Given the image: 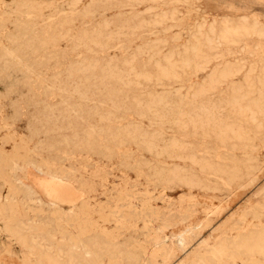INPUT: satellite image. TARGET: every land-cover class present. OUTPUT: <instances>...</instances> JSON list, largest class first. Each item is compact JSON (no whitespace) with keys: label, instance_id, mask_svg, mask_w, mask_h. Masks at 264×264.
I'll return each instance as SVG.
<instances>
[{"label":"rangeland","instance_id":"1","mask_svg":"<svg viewBox=\"0 0 264 264\" xmlns=\"http://www.w3.org/2000/svg\"><path fill=\"white\" fill-rule=\"evenodd\" d=\"M263 86L264 0H0V264H264Z\"/></svg>","mask_w":264,"mask_h":264},{"label":"bare ground","instance_id":"2","mask_svg":"<svg viewBox=\"0 0 264 264\" xmlns=\"http://www.w3.org/2000/svg\"><path fill=\"white\" fill-rule=\"evenodd\" d=\"M170 15H171V14H170ZM173 16H174V15H173ZM166 17H167V16H166ZM255 22H256V21H255ZM226 23H227V22H226ZM226 23H225V25H226ZM253 23H254V22H253ZM245 24H246V23H245ZM246 25H247V24H246ZM251 25H252V24H251ZM238 26H239V25H238ZM259 26H260V25H259ZM246 27H247V26H246ZM248 27H249V26H248ZM251 27H252V26H251ZM224 28H225V27H224ZM210 29H211V27H210ZM242 29H243V28H242ZM223 30H224V29H223ZM228 30H229V29H228ZM235 30H236V29H235ZM238 30H239V29H238ZM240 30H241V29H240ZM255 30H256V29H255ZM257 30H258V29H257ZM220 31H221V30H220ZM223 32H224V31H223ZM239 32H240V31H239ZM251 32H253V31H251ZM259 32H260V31H259ZM219 33H220V32H219ZM226 33H227V31H226ZM230 33H231V31H230ZM235 33H236V32H235ZM223 34H224V33H223ZM228 34H229V33H228ZM240 34H241V33H240ZM247 34H248V33H247ZM253 34H254V33H253ZM217 35H218V34H217ZM237 35H238V34H237ZM219 36H220V35H219ZM224 36H225V35H224ZM231 36H233V35H231ZM260 36H261V35H260ZM206 37H207V36H206ZM200 38H201V37H200ZM208 38H209V37H208ZM237 38H238V37H237ZM211 40H212V39H211ZM220 40H221V39H220ZM222 40H224V39H222ZM225 40H226V39H225ZM229 40H230V39H229ZM232 40H233V39H232ZM232 40H231V41H232ZM196 41H197V40H196ZM205 41H206V40H205ZM233 41H234V40H233ZM198 42H199V41H198ZM206 43H207V42H206ZM2 44H3V43H2ZM189 45H190V44H189ZM195 45H196V44H195ZM209 45H210V44H209ZM212 45H213V44H212ZM216 46H217V45H216ZM190 47H191V45H190ZM211 47H212V46H211ZM211 47H210V48H211ZM193 49H194V48H193ZM186 52H187V51H186ZM199 53H200V52H199ZM250 53H251V52H250ZM195 54H196V53H195ZM167 56H168V55H167ZM218 56H219V55H218ZM194 58H195V57H194ZM132 59H133V58H132ZM165 59H166V58H165ZM168 59H169V58H168ZM201 59H202V58H201ZM206 59H207V58H206ZM220 59H221V58H220ZM181 60H182V58H181ZM193 60H194V59H193ZM129 61H130V60H129ZM165 62H166V61H165ZM177 62H178V61H177ZM177 62H176V63H177ZM180 62H182V61H180ZM187 62H188V61H187ZM205 62H207V61H205ZM125 63H126V62H125ZM188 63H189V62H188ZM129 64H130V63H129ZM178 64H179V63H178ZM184 64H185V62H184ZM130 65H131V64H130ZM180 65H181V64H180ZM180 65H179V66H180ZM199 65H200V64H199ZM250 65H252V64H250ZM127 66H128V64H127ZM159 66H160V65H159ZM164 66H165V65H164ZM189 66H190V65H189ZM203 66H204V65H203ZM213 66H214V65H213ZM213 66H212V67H213ZM216 66H217V65H216ZM169 67H170V65H169ZM193 67H194V66H193ZM223 67H224V66H223ZM159 68H160V67H159ZM194 68H195V67H194ZM249 68H250V67H249ZM176 69H177V68H176ZM176 69H175V70H176ZM204 69H205V68H204ZM229 69H230V68H229ZM231 69H232V68H231ZM236 69H237V68H236ZM241 69H242V68H241ZM261 69H262V68H261ZM127 70H128V69H127ZM129 70H130V69H129ZM201 70H202V69H201ZM219 70H221V69H219ZM131 71H132V70H131ZM171 71H172V70H171ZM134 72H135V71H134ZM163 72H164V71H163ZM172 72H173V71H172ZM220 72H221V71H220ZM222 72H223V71H222ZM106 73H107V72H106ZM160 73H161V71H160ZM168 73H169V72H168ZM170 73H171V72H170ZM211 73H212V72H211ZM224 73H225V71H224ZM258 73H259V72H258ZM261 73H262V71H261ZM112 74H113V73H112ZM128 74H129V73H128ZM172 74H173V73H172ZM172 74H171V75H172ZM174 74H175V73H174ZM209 74H210V73H209ZM171 75H170V76H171ZM220 75H222V73H221ZM226 75H227V74H226ZM244 75H245V74H244ZM117 76H118V75H117ZM117 76H116V77H117ZM119 76H120V75H119ZM157 76H158V75H157ZM162 76H163V74H162ZM164 76H166V75H164ZM167 76H168V74H167ZM205 76H206V75H205ZM222 76H223V75H222ZM220 77H221V76H220ZM220 77H219V78H220ZM223 77H225V75H224ZM230 77H231V75H230ZM232 77H233V76H232ZM162 78H163V77H162ZM211 78H212V77H211ZM216 78H217V77H216ZM228 78H229V77H228ZM157 79H158V78H157ZM258 79H259V78H258ZM209 80H210V79H209ZM209 80H208V81H209ZM221 80H222V79H221ZM244 80H245V79H244ZM244 80H243V81H244ZM252 80H253V79H252ZM158 81H159V80H158ZM208 81H207V82H208ZM213 81H215V80H213ZM211 82H212V81H211ZM229 82H232V81H229ZM235 82H236V81H235ZM160 83H162V82H160ZM224 83H225V82H224ZM233 83H234V82H233ZM237 83H238V82H237ZM155 84H156V83H155ZM202 84H203V83H202ZM202 84H201V85H202ZM206 84H207V83H206ZM214 84H215V83H214ZM218 84H219V83H218ZM228 84H229V83H228ZM231 84H232V83H231ZM239 84H240V83H239ZM259 84H260V83H259ZM207 85H208V84H207ZM238 86H239V85H238ZM208 87H209V86H208ZM211 87H212V86H211ZM215 87H216V86H215ZM226 87H227V86H226ZM228 87H229V86H228ZM250 87H251V86H250ZM250 87H249V88H250ZM238 88H240V87H238ZM263 88H264V86H263ZM206 89H207V88H206ZM208 89H209V88H208ZM261 89H262V88H261ZM261 89H260V90H261ZM201 90L203 91L204 89L201 88ZM201 90H199V91H201ZM209 90H210V89H209ZM228 90H229V89H228ZM212 91H214V90H212ZM233 91H234V90H233ZM239 91H240V90H239ZM258 92H259V91H258ZM260 92H261V91H260ZM263 92H264V91H263ZM204 93H205V92H204ZM204 93H203V95H204ZM226 93H227V92H226ZM234 93H235V92H234ZM261 93H262V92H261ZM223 94H224V93H223ZM239 94H240V93H239ZM242 94H243V93H242ZM236 95H237V94H236ZM204 96H205V95H204ZM158 97H159V96H158ZM160 97H161V96H160ZM192 97H193V96H192ZM238 97H239V96H238ZM242 97H243V96H242ZM249 97H250V95H249ZM255 97H256V96H255ZM263 97H264V96H263ZM153 98H154V97H153ZM190 98H191V97H190ZM207 98H208V97H207ZM193 99H194V98H193ZM220 99H221V98H220ZM237 99H238V98H237ZM243 99H244V98H243ZM256 99H257V98H256ZM153 100H154V99H153ZM226 100H227V99H226ZM231 100H232V99H231ZM235 100H236V99H235ZM251 100H252V98H251ZM160 101H161V100H160ZM233 101H234V100H233ZM239 101H240V100H239ZM256 101H257V100H256ZM258 101H259V100H258ZM157 102H158V101H157ZM226 102H227V101H226ZM243 102H244V101H243ZM159 103H160V102H159ZM161 103H162V101H161ZM208 103H209V102H208ZM217 103H218V102H217ZM262 103H263V102H262ZM156 104H157V103H156ZM228 104H229V103H228ZM233 104H234V103H233ZM235 104H236V103H235ZM240 104H241V103H240ZM252 104H253V103H252ZM252 104H251V105H252ZM260 104H261V103H260ZM214 105H215V104H214ZM203 106H204V105H203ZM227 106H228V105H227ZM234 106H235V105H234ZM244 106H245V105H244ZM218 107H219V106H218ZM225 107H226V106H225ZM251 107H252V106H251ZM255 107H256V106H255ZM258 107H260V106H258ZM243 108H245V107H243ZM246 108H247V107H246ZM256 108H257V107H256ZM222 109H223V108H222ZM222 109H221V110H222ZM239 109H240V108H239ZM199 110H200V109H199ZM226 110H227V109H226ZM237 110H238V109H237ZM257 110H258V109H257ZM261 110H262V109H261ZM242 111H243V110H242ZM263 111H264V110H263ZM233 112H234V111H233ZM235 112H236V111H235ZM259 112H260V111H259ZM209 113H210V112H209ZM215 113H216V112H215ZM240 113H241V111H240ZM262 113H263V112H261V114H262ZM203 114H204V113H203ZM209 115H210V114H209ZM220 116H221V115H220ZM194 118H196V117H194ZM263 118H264V117H263ZM249 120H251V119H249ZM256 120H257V119H256ZM200 121H201V120H200ZM189 122H191V121H189ZM198 122H199V121H198ZM204 122H205V121H204ZM204 122H203V123H204ZM215 122H216V121H215ZM254 122H255V121H254ZM196 123H197V122H196ZM220 123H221V122H220ZM222 123H223V122H222ZM226 123H227V122H226ZM243 123H244V122H243ZM246 123H247V122H246ZM207 124H208V123H207ZM231 124H232V123H231ZM235 124H236V123H235ZM253 124H254V123H253ZM227 125H228V124H227ZM227 125H226V126H227ZM218 126H219V125H218ZM231 126H232V125H231ZM237 126H238V125H237ZM256 126L258 127V125H256ZM261 126H262V125H261ZM234 127H235V126H234ZM236 128H237V127H236ZM239 128H240V127H239ZM219 129H220V128H219ZM221 129H222V128H221ZM223 129H224V128H223ZM225 129H226V128H225ZM202 130H203V128H202ZM209 130H210V129H209ZM257 130H259V128H258ZM219 132H220V131H219ZM229 132H230V131H229ZM232 132H233V131H232ZM232 132H231V133H232ZM237 132H238V131H237ZM239 132H240V131H239ZM241 132H242V131H241ZM243 133H244V132H243ZM220 134H221V133H220ZM220 134H219V135H220ZM226 135H227V134H226ZM220 137H221V135H220ZM230 137H231V136H230ZM235 138H236V137H235ZM237 138H238V137H237ZM20 223H21V221H20ZM50 235H52V234H50ZM40 240H41V239H40ZM248 240H249V239H248ZM255 240H256V239H255ZM34 242H35V241H34ZM39 242H40V241H39ZM242 242H243V241H242ZM244 242H245V241H244ZM249 242H250V241H249ZM246 243H247V241H246ZM261 243H262V242H261ZM43 244H44V243H43ZM241 244H242V243H241ZM256 244H257V243H256ZM37 245H38V244H37ZM37 245H36V246H37ZM248 245H249V244H248ZM252 245H253V244H252ZM250 246H251V245H250ZM259 246H260V245H259ZM259 246H258V247H259ZM245 248H246V247H244V249H245ZM254 248H255V247H254ZM251 249H253V248H251ZM43 250H44V249H43ZM256 250H257V248H256ZM254 251H255V250H254ZM262 251H263V250H262ZM60 253H61V252H60ZM60 253H59V254H60ZM248 253H250V252H248ZM248 253H247V254H248ZM254 254H255V253H254ZM55 255H56V254H55ZM65 255H66V254H65ZM259 255H260V254H259ZM70 256H71V255H70ZM67 257H68V256H67ZM67 257H66V258H67ZM68 260H69V259H68ZM68 260H67V261H68ZM98 261H99V260H98ZM61 262H62V261H61ZM252 263H253V262H252Z\"/></svg>","mask_w":264,"mask_h":264}]
</instances>
